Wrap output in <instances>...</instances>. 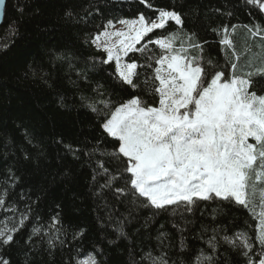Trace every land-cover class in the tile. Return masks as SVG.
Masks as SVG:
<instances>
[{"label":"trees","instance_id":"trees-1","mask_svg":"<svg viewBox=\"0 0 264 264\" xmlns=\"http://www.w3.org/2000/svg\"><path fill=\"white\" fill-rule=\"evenodd\" d=\"M160 10L179 13L183 25L169 21L138 44L143 52L128 54L139 75L137 87L127 85L92 40L109 21L141 14L154 20ZM256 24L264 26V12L245 0H8L0 27V229L19 230L14 243L0 245V254L10 264H78L88 255L98 264H153L160 257L191 264L203 252L214 264L227 258L239 264L224 237L245 233L254 245L249 256L258 261L264 179L255 182V194L249 191L248 208L222 199L204 204L206 222L197 212L193 224L179 214L170 220V208L147 206L132 189L131 174L123 171L127 158L112 155L119 142L102 128L115 107L134 97L159 106L153 80L164 50L157 39L176 33V48L211 59L226 76L229 61L237 63L242 75L264 67V40L244 27ZM224 26L239 60L220 43L224 33L214 31ZM252 90L264 95V77L254 78Z\"/></svg>","mask_w":264,"mask_h":264},{"label":"snow or ice","instance_id":"snow-or-ice-1","mask_svg":"<svg viewBox=\"0 0 264 264\" xmlns=\"http://www.w3.org/2000/svg\"><path fill=\"white\" fill-rule=\"evenodd\" d=\"M245 2L264 12V0ZM4 5L5 0H0V8ZM147 7L153 5L149 3ZM169 21L183 25L179 13L160 10L154 20L146 19L143 14L137 20H121L119 23L126 25L128 31L105 30L92 43L100 47L101 37H104L105 63L114 60L119 78L127 85L137 87L133 78L139 75V65L135 61L124 62L123 57L131 51L143 52L144 49L136 48V44L154 30L165 29ZM108 26L114 27L111 21ZM244 27L264 40V26ZM133 31L135 34L130 35ZM214 31L224 33L220 43L231 49V54L239 60L229 27ZM231 32H235V26ZM113 37L119 39L114 41ZM176 39L177 34L172 33L170 37L154 42L164 50L156 60L159 66L154 70L153 80V83L158 81L153 91L159 97V106L147 105L137 96L115 107L111 117L102 124L104 131L119 142L112 155L117 160L121 156L127 158L123 171L131 174L128 182L140 197L146 198L147 206L165 209L181 203L191 205L197 200L222 198L248 208L251 203L247 198L249 191L255 194V182L264 179V95L250 91L254 78L264 77V67L240 75L237 74V63L229 61L230 70L226 76L225 69L219 68L211 59L190 56L183 46L176 49ZM194 39L195 33L188 37L189 41ZM191 46L203 52L201 44ZM249 138L255 142L250 143ZM4 203L0 199V206ZM250 210L256 214L255 207ZM258 219L255 239L262 249L258 261L249 256L254 247L251 237L238 233L239 245L235 239L224 237L233 249H244L240 255L248 258L247 264H264V209ZM19 224L23 227L24 220L21 219ZM18 230L15 226L0 229V245L14 243L13 233ZM33 231L39 233L38 228ZM209 246L216 250L212 241ZM0 264H10V261L0 254ZM78 264L98 262L88 255ZM153 264L168 262L160 257L153 260ZM196 264H214V257L201 252Z\"/></svg>","mask_w":264,"mask_h":264},{"label":"rangeland","instance_id":"rangeland-1","mask_svg":"<svg viewBox=\"0 0 264 264\" xmlns=\"http://www.w3.org/2000/svg\"><path fill=\"white\" fill-rule=\"evenodd\" d=\"M137 20V19H136ZM127 21H132V20H127ZM112 25L114 26V27H109V26H107V28L105 29V30H107V31H109V32H111V31H116V30H124V31H128V27L126 26V25H123V24H121V23H112ZM137 27H138V25H137ZM104 30V31H105ZM103 31V32H104ZM135 34V32L133 31V32H131L130 33V35H134ZM114 41L115 40H118L119 38H116V37H113L112 38ZM104 40H105V38L104 37H101V41H100V43H101V46L100 47H98V48H100V49H102V50H104V48H103V42H104ZM142 41V40H141ZM140 41V42H141ZM139 44V43H138ZM138 44H136V48H138ZM97 45V44H96ZM176 49H180V48H176ZM132 52V51H131ZM130 53V52H129ZM127 57V56H126ZM126 57H123V61L124 62H127L126 61ZM114 61V60H113ZM115 62V61H114ZM127 63H130V62H127ZM130 100V99H129ZM129 100H127V101H129ZM126 101V102H127ZM126 102H124V103H126ZM124 103H122V104H124ZM121 105V104H120ZM155 107V106H154ZM158 107V106H157ZM115 110V109H114ZM113 110V111H114ZM111 117V115L109 116V118ZM108 118V119H109ZM249 142L250 143H254L255 141L254 140H252V138H249ZM222 200V198H214V199H210V200H197L196 201V203L195 204H191V205H186V204H184V203H181V204H179V205H173V206H168V208H170V210H171V212H170V216H169V218H170V220H171V218L173 219V220H175L177 217H178V214L179 215H181L182 217H183V219L184 220H186L187 222H186V224H193V222L194 221H196L197 220V218H198V214H196L195 215V213L197 212V213H199V215H203L205 218H206V220H204L205 222L207 221V218L209 217H207V213H209L208 212V209H206V208H204V204H207V203H213L212 201H214V202H216V201H221ZM189 211V210H191V212L189 211V212H185V211ZM185 213V214H184ZM187 213L189 214V213H191V215H189V216H187ZM182 214H184V215H182ZM211 214V213H210ZM175 225H177V223L175 222ZM179 227V226H178ZM238 234V233H237ZM237 234L235 235V237L233 238V239H235L236 240V243L239 245L240 244V240L237 238ZM230 245V244H229ZM231 246V245H230ZM235 251H236V253L239 255V258H240V261H239V264H247V257H244V256H242V255H240V252L241 251H243L244 249H241V248H237V249H234ZM197 257H199L198 255L196 256V255H194V256H192L191 257V259H189L188 261H190V263L191 264H196V260H197ZM225 264H232V261L229 259V258H227V259H225Z\"/></svg>","mask_w":264,"mask_h":264},{"label":"water","instance_id":"water-1","mask_svg":"<svg viewBox=\"0 0 264 264\" xmlns=\"http://www.w3.org/2000/svg\"><path fill=\"white\" fill-rule=\"evenodd\" d=\"M7 1L8 0H5V5L3 6V8H0V27L3 25L4 23V16H5V8H6V5H7Z\"/></svg>","mask_w":264,"mask_h":264}]
</instances>
